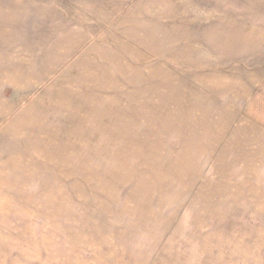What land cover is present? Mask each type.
Returning a JSON list of instances; mask_svg holds the SVG:
<instances>
[{"label":"rangeland","instance_id":"obj_1","mask_svg":"<svg viewBox=\"0 0 264 264\" xmlns=\"http://www.w3.org/2000/svg\"><path fill=\"white\" fill-rule=\"evenodd\" d=\"M0 264H264V0H0Z\"/></svg>","mask_w":264,"mask_h":264}]
</instances>
